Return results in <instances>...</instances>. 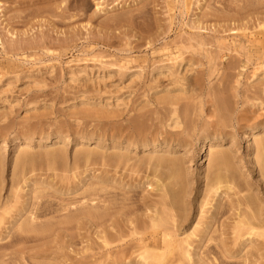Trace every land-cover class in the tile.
Here are the masks:
<instances>
[{"label": "rangeland", "instance_id": "obj_1", "mask_svg": "<svg viewBox=\"0 0 264 264\" xmlns=\"http://www.w3.org/2000/svg\"><path fill=\"white\" fill-rule=\"evenodd\" d=\"M263 26L264 0H0V264H264V228L256 226L254 234L248 226L241 229L237 208L238 203L241 210L254 207L248 211L264 220V152L259 147L264 141ZM173 99H180L183 128L166 125L171 115L167 102ZM139 117L146 131L191 128L187 145H164L158 154L169 161L193 156L185 164L187 171L191 166L188 177L205 172L214 152L225 153L221 167L229 168L222 167L233 188L209 195L203 186L197 198L185 196L191 199L187 210L195 215L208 196L202 223L217 211L208 233L201 231L204 224L199 226L185 248L146 251L145 231L132 233L128 221L145 219L143 202L161 203L165 188L179 193L175 179L168 173L175 185L156 189L152 166L150 177L135 171L136 180L129 175L134 173L130 164L126 170L114 159L113 169L98 159L126 152L109 149L104 131L133 125ZM210 122L227 133L214 148V141L203 145L199 139L213 129ZM41 134L50 138L40 141ZM78 154L92 161L82 162ZM142 154L136 159L141 164L151 157ZM21 159L31 168L32 161L46 166L49 161V167L38 162L32 171L18 164ZM144 165L138 168L147 170ZM169 166L165 169L171 173ZM16 167L20 171L15 173ZM169 190L163 194L167 201L180 198ZM176 197L171 206L181 215ZM143 251H164V261L142 260Z\"/></svg>", "mask_w": 264, "mask_h": 264}, {"label": "bare ground", "instance_id": "obj_2", "mask_svg": "<svg viewBox=\"0 0 264 264\" xmlns=\"http://www.w3.org/2000/svg\"><path fill=\"white\" fill-rule=\"evenodd\" d=\"M97 8L98 9H101L102 7L99 5V4H97ZM264 27V26H263ZM260 39H258V41H259ZM264 40L263 39H261V43L263 42ZM264 47V46H263ZM179 85H181V84H179ZM178 86V85H177ZM176 88H179V87H176ZM181 88H183V85H182V87ZM178 90V89H177ZM180 90V89H179ZM170 93V92H169ZM183 93V92H182ZM171 94V93H170ZM173 94V93H172ZM177 94H179V93H177ZM177 96V95H176ZM163 97H165V96H163ZM166 97H169V95L168 96H166ZM173 97V96H172ZM182 97V96H181ZM109 98V97H108ZM176 98H178V96L176 97ZM179 98H180V96H179ZM167 99V98H166ZM170 98H168V100H169ZM107 100V99H106ZM116 100V99H115ZM115 100H114V102H115ZM118 100V99H117ZM116 100V101H117ZM165 100V99H164ZM180 100V99H179ZM179 100L177 101L178 103H179ZM108 102H110L109 100H107ZM158 101V100H157ZM113 102V101H112ZM176 101H174V99L172 100V101H170V102H167L168 104L170 103V105H171V109H169L170 110V112H171V115H170V118L168 119L169 121L167 122V126L168 127H170V128H174V129H179V128H183V122H182V120H181V116H180V114H179V104L177 103ZM107 103V102H106ZM162 103V102H161ZM166 103V102H165ZM187 103V102H186ZM108 104V103H107ZM114 104V103H113ZM117 104V103H116ZM120 104H122V103H120ZM119 104V105H120ZM115 105V104H114ZM184 105V104H183ZM183 105H182V107H183ZM188 105V104H187ZM110 106H111V104H110ZM118 106V105H117ZM184 106H186V105H184ZM190 106V105H189ZM192 106V105H191ZM214 106V105H213ZM187 107V106H186ZM215 107V106H214ZM166 107H164V109H165ZM168 108H169V106H168ZM162 109V108H161ZM189 109V108H188ZM191 109V108H190ZM193 109V108H192ZM146 110V109H145ZM153 110V109H152ZM169 110H167V111H169ZM185 110H186V108H185ZM217 110V109H216ZM143 111V110H142ZM111 112V111H110ZM145 112V111H144ZM153 112V111H152ZM151 112V113H152ZM183 112H186V111H183ZM188 112H189V110H188ZM142 113V112H141ZM147 113V112H146ZM169 113V112H168ZM195 113V112H194ZM149 114V113H148ZM181 114H183V113H181ZM185 114V113H184ZM215 114H217V112L215 111ZM136 115L137 114H135V115H133V116H135L136 117ZM138 115H140V114H138ZM153 115V114H152ZM190 115V114H189ZM186 116H187V113H186ZM194 116V115H193ZM192 116V117H193ZM129 117H131V116H129ZM185 117V116H184ZM190 117V116H189ZM198 117V116H197ZM141 117H139V119H135V122H134V124L133 125H126V126H116V127H114L113 129H108V130H106V131H104V135H103V137H104V140L106 141V142H108L109 144V149H112V148H116V149H125L126 150V152H122L121 154H115L114 156H111L110 154H107L106 152V154H104V157H102V158H100L101 157V155L102 154H100V157L98 158L99 160H101V159H103V163L105 162V161H108V163L107 164H111L112 165V163L113 162H115V160H116V163L117 164H114V165H117V167L119 166V164L120 163H122V166H125L126 167V170H127V168L130 166V170L129 171H131V170H133L134 171V173L133 172H129V175H130V173H131V175L132 176H135V175H133V174H136L137 172H138V174H137V176L139 175V171H143L145 174H142V175H146L147 173H149V170H150V166H152L153 168L151 169L152 170V172H151V170H150V172L151 173H149V175H151L152 173H154V175H153V177L154 178H156L157 180H155L154 178L152 179V180H154V181H156V183L157 182H159V183H157L156 185H158V188L157 187H155L154 186V188H156V189H164V186L165 185H167V183H171V181H169L170 179H175V181H173V183H175V182H177V184L180 186V190H179V193L177 192H173V191H175L174 189V187L172 188V190L170 191L168 188V190H169V192H170V194H172V193H174V194H172V195H175V194H179L178 196H180V200L181 201H179L180 202V204H181V206L182 207H180V208H183V211H184V213L183 214H181V215H178V214H176L175 212H174V210H175V208L173 207V206H171V202H172V200H173V197H176V196H173L172 197V200L169 202V201H167L166 200V198H167V196L166 197H164L167 193H168V190L166 191L165 189H164V191H165V193H164V191L163 192H161V190H158V191H160L161 193H159V196L163 193L164 194V196H163V194H162V196H160L161 197V199H162V202L161 203H159V200H158V202H151V204H148L146 201H144L143 202V206H141V208L142 209H144L145 210V216H146V218L145 219H143V220H141V221H137V223H135L136 222V219H135V222L134 221H132L131 219L130 220H128L129 222L131 221V223H132V227H133V229L131 228V231L133 230V232L132 233H137V230H138V233L143 229L144 231H141L142 232V234H143V232H144V234H145V238L143 239V242L142 243H144V247L143 248H145L144 250H148V249H161L162 248V250H164L163 248H165V250L167 249V247H170V246H174V247H180V246H183L184 248H185V246H184V244H188V245H190V244H192V242H194V241H191L190 239L193 237V235L194 234H197L198 233V227L199 226H203V224H204V229L203 230H201V229H199V230H201V231H204V233L205 234H207L208 233V229H210L211 227H212V225H213V221H215V219H217V211L216 212H212L211 213V215L208 217V218H206L207 220H205L203 223H202V216L204 217L205 215H203L202 214V212L204 211V207L206 206V204H208V202L205 204V202H206V200H208V196H207V199H205V202L203 203V200H201L202 201V203L204 204V207L202 206V207H200L201 209H200V213L198 214V215H195V214H193L192 212H191V210L190 211H188L187 210V205H191V199L189 200V201H187V200H185V196L186 195H189V194H192V195H194V197H196L197 198V193H198V191H200L199 189L201 188V187H203V186H205L206 188H208V192H209V195L212 193V191H213V194H214V192H216V193H218L219 192V190L220 189H222V191H221V194H226L228 191H226V190H229V189H231V188H233V185H231V183L232 184H234L233 183V181H229V176L228 175H226V174H224V170H223V168H226L225 167V165H224V167H223V165H222V167H221V164L223 163V161H224V159H225V153H223V152H214L212 155H210L211 156V158H209L210 159V161H209V164H208V168L207 169H205V172H203L202 174H196L195 172H192V173H190V177H188L189 176V173H188V171L189 170H191V166H189V170L187 171V167L185 166V164H188V162H191L192 160H193V156H191V157H189V158H186V159H184V161L183 160H180V158H178L179 160H173V161H169V160H171V159H169V160H166V159H164L162 156H160V155H158L159 153H160V151H159V148L161 149V146H164V145H169V144H173V146L174 147H176L177 148V146H184V145H187L189 142H188V140L186 139L187 138V136L188 135H190V129L191 128H188V127H185L182 131H177V132H173L172 133V131H164V130H157V131H154V130H152V129H150L149 131H146V128H145V125H143L142 124V119H140ZM143 118V117H142ZM152 118V117H151ZM187 118V117H186ZM146 119H148V118H146ZM191 119V118H190ZM189 119V120H190ZM132 120H134V119H132ZM188 120V121H189ZM193 121L195 120V117H193V119H192ZM196 120H197V118H196ZM149 121V120H148ZM153 121V120H152ZM187 121V122H188ZM198 121V120H197ZM214 121V120H213ZM119 122V121H118ZM123 122V121H122ZM133 122V121H132ZM151 122V121H150ZM111 123V122H110ZM199 123V122H198ZM211 123V122H210ZM223 123V122H222ZM120 124V123H119ZM151 124V123H150ZM196 124H197V122H196ZM113 125V124H112ZM193 125V124H192ZM199 125V124H198ZM221 125V124H220ZM148 126V125H147ZM200 126V125H199ZM210 126H212L213 127V129L211 130V131H208L207 130V132L205 133H202L201 135H199V139L201 140V143L203 142V145H204V142L206 141V140H208V141H214V142H212L211 144H210V148H214V145H212V144H214V143H217V142H215L216 140H218V139H220L221 137H223L224 135H226L227 133H226V129L225 128H223L222 126H217V123L216 124H213V122L211 123V125ZM2 127V126H1ZM1 127H0V129H1ZM196 127H197V125H196ZM196 127H194L193 128V130L196 128ZM5 128V127H4ZM4 130H6V129H4ZM2 132V131H1ZM193 132V131H192ZM195 133H196V129H195ZM36 135V134H35ZM175 135V136H174ZM194 136V135H193ZM50 138V134H41L39 137H38V139L41 141L42 139H49ZM195 138V137H194ZM32 139H34V138H32ZM262 139V138H261ZM1 140V139H0ZM115 143H118V146H115L114 144ZM257 143V142H256ZM260 143V142H259ZM27 144V143H26ZM30 146H31V144H30ZM29 145H28V147H30ZM40 146H41V144H40ZM20 147V146H19ZM131 147H134V148H132V149H130ZM140 147H142V148H144V149H139ZM166 147V146H165ZM164 147V148H165ZM256 147H258L257 145H256ZM259 147H262V149L264 148V141H262L261 143H260V146ZM253 148H255V147H253ZM19 149V148H18ZM139 151H138V150ZM256 149V148H255ZM259 149V148H258ZM262 149H261V152H264V151H262ZM53 150H55V149H53ZM151 150V151H150ZM164 150V149H163ZM211 150V149H210ZM260 150V149H259ZM258 150V151H259ZM26 151V150H25ZM25 151H23V153L25 152ZM43 151H46V150H43ZM50 151V150H49ZM56 151V150H55ZM54 151V152H55ZM58 151H60V150H58ZM112 151V150H111ZM150 152V155H151V157H149L148 155V157L151 159V161H150V159L148 160L147 159V157H146V159L144 158V156L142 157L143 159H145L146 161H142L144 164H146V165H144L143 163L141 164V162H139V164H138V162L136 161V159L138 158V156L139 155H141V153H145V152ZM162 151V150H161ZM179 150H177V152H178ZM50 152H52V151H50ZM77 152H79V151H77ZM89 152V149L87 150V153ZM96 151H94V153H93V157H90V156H92V154H83V156L84 155H88L87 157L89 158L90 157V159L92 158V160L94 159V157H97V155H96V153H95ZM103 152V151H102ZM110 152V151H109ZM182 152V151H181ZM40 153V152H39ZM43 153H45V152H43ZM49 153V152H48ZM48 153H46V154H44V158L46 159V158H48L47 157V155H49ZM60 153V152H59ZM82 153H84V152H82ZM101 153V152H100ZM186 153V152H185ZM189 153V152H188ZM193 153V152H192ZM21 154V153H20ZM54 154V153H53ZM80 154V153H79ZM77 155V156H79L78 158H82L81 159V161L83 162L84 161V159L87 161V157L85 156V158L83 159V157H81L80 155ZM99 154V153H98ZM113 154H114V151H113ZM112 154V155H113ZM142 154V155H143ZM149 154V153H148ZM181 154V153H180ZM191 154V153H190ZM257 154H260V153H257ZM31 155H33V154H31ZM35 155V154H34ZM40 155V154H39ZM55 155V154H54ZM182 155V154H181ZM1 156V155H0ZM21 156H22V154L19 156V158H21ZM24 156H25V154H24ZM24 156H22V158L24 159ZM29 156V155H28ZM38 156V155H37ZM42 156H43V154H42ZM51 156V155H50ZM62 156V155H61ZM76 156V155H75ZM76 156V157H77ZM99 156V155H98ZM164 156V155H163ZM260 156H261V154H260ZM259 156V157H260ZM263 156H264V153H263ZM263 156H261V157H263ZM18 157V156H17ZM25 157H27V156H25ZM33 157H35V156H31L30 158H32L33 160H34V158ZM40 157H41V155H40ZM54 157V156H53ZM76 157H74V158H76ZM153 157H154V161L152 162V159H153ZM168 157V156H167ZM182 157V156H181ZM39 158V157H38ZM42 158V157H41ZM57 158V157H56ZM60 157L58 156V158L56 159V160H58ZM73 158V159H74ZM105 158V159H104ZM27 159V158H26ZM32 159H31V161H32ZM44 159V160H45ZM65 159V158H64ZM90 159H88V160H90ZM115 159V160H114ZM226 159H229L228 157L226 158ZM15 161H16V164H17V161L18 160H16V158L14 159ZM20 160V159H19ZM25 160V159H24ZM43 160V159H42ZM42 160H40V161H42ZM48 160H52L53 161V158L52 159H48ZM55 160V161H56ZM92 160H90V161H92ZM95 160V159H94ZM111 160V161H110ZM114 160V161H113ZM132 160H135V161H133V162H131ZM21 161H22V159H21ZM20 161V162H21ZM30 161V162H31ZM37 161V160H36ZM46 161V160H45ZM45 161H43V162H45ZM51 161V162H52ZM54 161V162H55ZM60 161V160H59ZM63 161V160H62ZM65 161V160H64ZM73 161H75V160H73ZM80 160L78 161V162H81ZM110 161V162H109ZM113 161V162H112ZM226 161V160H225ZM258 161H260V158L258 159ZM264 161V159H262V161H260V162H263ZM2 162V161H1ZM20 162L18 163L19 165H22V166H24V165H28V168L30 167L29 166V164L26 162V164H22V163H24L23 161L21 162V164H20ZM39 162V161H38ZM38 162H36V164L38 165ZM50 162V163H51ZM61 162V161H60ZM60 162H58L60 165H61V163ZM66 162V161H65ZM75 162H77V158H76V161ZM77 162V163H78ZM85 162V161H84ZM89 162V161H88ZM102 162V161H101ZM146 162V163H145ZM259 162V163H260ZM15 163V162H14ZM32 163L34 164H31V165H33V167L36 165L35 164V162L34 161H32ZM39 163H41V162H39ZM48 164H49V161L47 162ZM46 163V164H47ZM56 163H57V161L53 164V163H51L52 164V167L50 166V168L49 169H51V168H53L54 169V167H53V165H56ZM64 163V162H63ZM62 163V164H63ZM74 163V162H73ZM150 163V164H149ZM228 163V162H227ZM1 164V163H0ZM47 164V166L45 165V163H44V165L46 166V167H49V165ZM87 164V163H86ZM104 164H106V162L104 163ZM125 164V165H124ZM129 165L128 167L126 166V165ZM149 164V165H148ZM168 164H170V166H171V168H172V172L170 173V171H166V169H165V167L168 165ZM191 164V163H190ZM224 164V163H223ZM226 164V163H225ZM3 165V164H2ZM19 165H18V167H19ZM36 165V166H37ZM43 165V163H41V165L40 166H42ZM43 165V166H44ZM76 165V163L75 164H73V166H75ZM121 165V164H120ZM139 165H141V167L140 168H142V165H144V167L146 168V166L148 165V167L149 168H147V170L145 169V170H142V169H144V168H142V169H139L138 168V166ZM264 165V162H263V164H260V168L262 167V166ZM13 166H14V169H15V164H13ZM106 166V165H105ZM108 166V165H107ZM110 166V165H109ZM113 166V165H112ZM169 166V167H170ZM188 166V165H187ZM21 167V166H20ZM19 167V168H20ZM26 167L27 166H25V168L24 167H22V170H23V168L24 169H26ZM31 168V169H33L32 171H34L35 169V167L34 168ZM37 167H39V165L37 166ZM37 167H36V169H37ZM114 167V168H113ZM112 168L113 169H115V167L116 166H113ZM116 167V168H117ZM125 167H124V169H125ZM162 167H164V168H162ZM0 168H1V166H0ZM29 168V169H30ZM41 168V167H40ZM161 168L164 170V172H165V177H164V179H162L160 176L162 175V174H160L159 172H160V170H161ZM167 168V167H166ZM39 169V168H38ZM106 169V168H105ZM109 169V168H108ZM119 169H120V167H119ZM122 169H123V167H122ZM167 169H169V168H167ZM226 169H228L226 172H228L229 171V168L227 167ZM225 169V170H226ZM263 169V168H262ZM21 170V171H22ZM111 169H109V170H107V171H110ZM117 170V169H116ZM115 170V171H116ZM121 170V169H120ZM159 170V171H158ZM169 170H171V169H169ZM2 170H0V172H1ZM12 171H15V173L17 172V171H20V169H18L17 167H16V170H13L12 169ZM32 171H30V172H32ZM122 171V170H121ZM124 171V170H123ZM135 171H136V173H135ZM223 171V172H222ZM27 172H29V170H27ZM105 172H106V170H105ZM117 172V171H116ZM158 172V173H157ZM167 172V173H166ZM161 173H163V172H161ZM168 173H169V175H168ZM173 173V175L172 176H170L171 174ZM12 174H14V172L12 173ZM108 174V173H107ZM229 174H232L231 172L229 173ZM130 175V176H131ZM160 175V176H159ZM167 175L169 176V177H172V178H170V179H168V177H167ZM108 176V175H107ZM132 176H131V179H132ZM140 176H141V174H140ZM146 176H148V174L146 175ZM163 176H164V173H163ZM148 177H150V176H148ZM167 177V180L169 181H165V178ZM174 177V178H173ZM227 177H228V179H227ZM230 177H232L231 175H230ZM234 177V176H233ZM135 178H136V180H137V177L135 176ZM152 178V177H151ZM2 179V178H1ZM140 179V177L138 178V180ZM147 179V178H146ZM146 179H145V181H146ZM150 179V178H149ZM147 179L148 181H151V183H149L148 181H146V182H148L147 184H153L152 182V180L150 179ZM3 180V179H2ZM135 180V179H134ZM140 180H144V177H143V179H140ZM232 180H233V178H232ZM1 182V181H0ZM136 182H138V181H136ZM143 182V181H142ZM166 182V183H165ZM173 183H171V184H169V185H167V186H172V184ZM1 184V183H0ZM142 184V183H141ZM145 184V183H144ZM225 184V185H224ZM173 185H175V184H173ZM167 186H165V187H167ZM176 187V186H175ZM107 188H109V186L107 187ZM171 188V187H170ZM179 188H177V190H178ZM107 190V189H106ZM176 190V191H177ZM202 190H204V189H202ZM205 191V190H204ZM172 192V193H171ZM201 192V191H200ZM203 192V191H202ZM207 192V191H206ZM207 192V193H208ZM206 193V194H207ZM107 194V193H106ZM200 194V193H199ZM168 195V194H167ZM201 195V194H200ZM105 196H107V195H105ZM109 197V196H108ZM165 199H164V198ZM170 197H171V195H170ZM210 197V196H209ZM105 199V198H104ZM160 199V200H161ZM167 199H170L169 198V196H168V198ZM176 200H177V197L175 198ZM174 199V200H175ZM178 199V200H179ZM247 199V198H246ZM166 200V201H165ZM178 200H177V202H178ZM248 200H250V199H248ZM253 200V199H252ZM251 200V201H252ZM107 201V200H106ZM110 200H108V202H109ZM245 201V200H244ZM254 201V200H253ZM4 202V201H3ZM169 202V203H168ZM239 202V201H238ZM243 202V201H242ZM241 202V203H242ZM255 202V201H254ZM257 202V201H256ZM111 203V202H110ZM173 203H176L175 201H173ZM201 203V202H200ZM245 203H246V201H245ZM243 204V203H242ZM247 204H249L250 205V203L248 202ZM247 204H245L246 206H247ZM251 204H252V202H251ZM0 205H1V203H0ZM108 205H109V203H108ZM172 205H174V204H172ZM237 205V204H236ZM239 205H240V207H241V204L240 203H238V206H237V208H238V210H239V213H238V215H241L242 217H241V220H240V222L241 221H243V225L241 226L240 224V226H241V229L242 228H244V227H246V226H248V227H250L251 229H252V233H253V231H256V230H254L255 229V227L257 226H259V228H260V226H262L263 228H264V224H263V221L264 220H262L261 219V217H260V215L261 214H256L255 212H254V210L251 212V211H248V210H250L249 208L251 207H246L248 210V212L247 211H245L244 209L245 208H243V210H241L242 208H240L239 207ZM255 205H258V203L257 204H255ZM106 206V205H105ZM110 206V205H109ZM107 207V208H110V207ZM140 206V205H139ZM138 206V208H140ZM177 206V205H176ZM175 206V207H176ZM253 206V205H252ZM169 207V208H168ZM259 207V206H258ZM197 208V207H196ZM251 208H254V207H251ZM257 208V207H256ZM104 209H106L105 207H104ZM174 209V210H173ZM255 209V208H254ZM258 209V208H257ZM256 209V210H257ZM261 209V208H260ZM110 210H111V208L109 209V212H110ZM106 211V213L108 214V212H107V210H104V212ZM194 211V210H193ZM207 212V211H206ZM206 212H203L204 214H206ZM106 214V215H107ZM106 215H105V217H106ZM207 215H208V213H207ZM206 215V216H207ZM104 217V218H105ZM107 218V217H106ZM243 218V219H242ZM109 219V218H108ZM28 225H26V224H24L25 226H29V227H31V228H35L32 224V226L31 225H29V223H27ZM242 224V223H241ZM238 225V226H239ZM22 226V225H21ZM25 226H23V227H25ZM239 226V227H240ZM29 227H25V228H29ZM239 227H237V228H239ZM262 227H261V229H262ZM202 228V227H201ZM247 228V227H246ZM137 229V230H136ZM141 229V230H140ZM240 229V228H239ZM245 229V228H244ZM249 229V228H248ZM140 230V231H139ZM135 231V232H134ZM240 231V230H239ZM251 231V230H250ZM140 232V233H141ZM185 233V235L184 236H186V234H187V236L186 237H184V238H178V237H180L181 235H182V233ZM197 232V233H196ZM249 232V231H248ZM257 232V231H256ZM251 232H249V235L250 234H252ZM255 233V232H254ZM253 233V234H254ZM264 232L262 231V233H261V235H264L263 234ZM146 234H148V236L146 235ZM258 234H259V231H258ZM178 236V237H177ZM192 236V237H191ZM199 236V235H198ZM251 236V235H250ZM150 237L152 238V239H150ZM191 237V238H190ZM206 236H204V237H202V238H200L199 239V241H198V243H200V242H203L204 240V238H205ZM248 239V238H247ZM106 241H108L107 239H106ZM143 245V244H142ZM153 249V250H154ZM172 249H173V247H172ZM175 249H177V248H175ZM182 250H184V249H182ZM146 251H143L142 252V255H141V257L143 258H141L142 260H146L147 261V259H148V257L150 258V256H153V257H151L152 259H153V262H154V260H156V263H157V261L159 262L160 260H163L164 259V255L165 254H162L164 251H162V253H158V251L156 252V251H154V252H152V255H149V251H148V253H146ZM188 251V250H187ZM184 252H186V251H184ZM154 253V254H153ZM187 253H189V252H187ZM151 254V253H150ZM186 254V253H185ZM149 255V256H148ZM186 255H188V254H186ZM164 261V260H163ZM161 263V262H160ZM147 264H150V262H147ZM158 264V263H157Z\"/></svg>", "mask_w": 264, "mask_h": 264}]
</instances>
